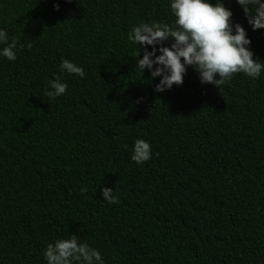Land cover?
Returning <instances> with one entry per match:
<instances>
[{"label":"trees","instance_id":"trees-1","mask_svg":"<svg viewBox=\"0 0 264 264\" xmlns=\"http://www.w3.org/2000/svg\"><path fill=\"white\" fill-rule=\"evenodd\" d=\"M224 3L264 60V29ZM172 19L168 0H0V27L31 43L0 57V264H45L70 233L105 264H264V72L218 89L189 67L154 92L127 34ZM61 59L85 77L61 75ZM54 74L68 87L52 99ZM137 138L154 153L142 165Z\"/></svg>","mask_w":264,"mask_h":264},{"label":"clouds","instance_id":"clouds-1","mask_svg":"<svg viewBox=\"0 0 264 264\" xmlns=\"http://www.w3.org/2000/svg\"><path fill=\"white\" fill-rule=\"evenodd\" d=\"M235 3L243 10L253 31L264 29V0H235ZM168 7L173 17L170 23L140 22L127 34V40L138 46L134 71L142 78L147 70L149 81L159 77L154 92H164L174 84L181 85L189 67L197 73L201 84L210 83L218 89L237 73L255 80L264 72V60L254 56L247 30L233 21L232 10L224 0H168ZM0 46V57L14 61L18 48H30L31 43L21 44L17 37H10L8 31L0 27ZM58 68L61 75L85 77L84 68L72 60L61 59ZM67 87V82L54 74V78L48 80L45 95L57 98ZM153 155L147 140L137 138L133 141L130 159L137 165ZM80 191L86 192L87 186H81ZM100 192L109 204L119 203L111 187L103 186ZM43 258L45 264H105L101 252L75 233L48 243Z\"/></svg>","mask_w":264,"mask_h":264}]
</instances>
